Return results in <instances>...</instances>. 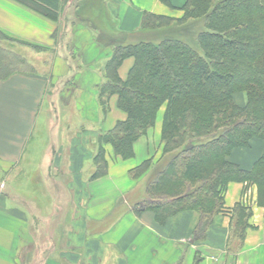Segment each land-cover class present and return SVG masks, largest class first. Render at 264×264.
Instances as JSON below:
<instances>
[{
	"label": "crops",
	"instance_id": "obj_1",
	"mask_svg": "<svg viewBox=\"0 0 264 264\" xmlns=\"http://www.w3.org/2000/svg\"><path fill=\"white\" fill-rule=\"evenodd\" d=\"M114 1L117 2L116 34L123 38L122 45L126 46L153 43L144 41V35L165 30H143V17L149 14L181 19L184 15L181 8L187 0H169V5L159 0ZM0 30L23 42L56 48L54 35L57 25L15 0H0ZM72 35L75 53L85 67L94 70L98 64L105 66L115 46L102 45L96 33L84 26L74 28ZM134 62L133 58L123 62L119 70L122 80L127 78ZM128 64L132 65L128 67ZM88 74L80 76L75 88L63 90L58 97L71 101L76 89L87 85L94 72L89 71ZM47 85L46 78L36 74H17L0 82L1 168L16 176L29 148L25 163L38 167L35 180L46 175L52 179V170L56 171L63 165L71 178L67 189L53 184L50 192L54 212L58 214L55 222L51 218V227H47L44 235L40 234L34 242L37 250L34 256L38 253L40 257L44 255L41 264H264V207L259 203L258 187L252 183H230L223 195V211L197 237L196 229L201 217L196 212H182L160 223L152 211H134L136 205L146 200L147 179L164 154L161 138L165 107L158 112L155 126L135 143L134 156L109 163L107 173L101 178L88 179L82 173L83 162L91 159L86 146L55 141L53 130L48 131L51 140L44 143L43 150L41 148V157L37 156V144H32L31 148L29 145L36 131ZM110 105V121L104 127L105 132L111 130L117 120L126 118L117 108L116 97L112 98ZM76 111L79 116H84L80 105L76 106ZM110 147L109 152L112 151ZM234 152L249 159L233 156ZM233 153L229 158L231 162L244 170H251L264 155V143L254 142L250 149H238ZM148 161H152L150 169L142 177L134 179L132 170ZM75 165H80L79 172H76L78 166L74 169ZM27 179L31 181L33 177ZM68 190L69 202L63 192L68 195ZM238 206L251 213L243 239L236 234ZM68 213L69 223L62 224ZM30 224L31 219L22 205L10 209L0 207V264H22V244ZM63 227L66 234L60 250L55 236ZM42 247L43 252L39 251Z\"/></svg>",
	"mask_w": 264,
	"mask_h": 264
},
{
	"label": "trees",
	"instance_id": "obj_2",
	"mask_svg": "<svg viewBox=\"0 0 264 264\" xmlns=\"http://www.w3.org/2000/svg\"><path fill=\"white\" fill-rule=\"evenodd\" d=\"M15 1L56 24L57 42L64 0ZM98 6L102 15L105 2L98 0ZM181 9L184 15L177 20L145 15L142 29L202 24L196 48L179 39L125 46L123 38L113 41L116 30H102L113 37L107 46L115 48L103 69L106 81L100 89V106L107 111L116 97L117 108L126 118L100 135V145L101 149L111 146L121 160L131 159L135 143L155 126L158 112L165 107L164 154L147 179L146 200L134 211H152L160 223L182 212H196L201 217L197 237L223 211V195L232 182L256 185L264 207V155L251 170L229 160L235 150L264 143V0H187ZM16 44L37 53L49 51L0 32V82L27 74L18 72L20 67L32 69ZM129 58L135 62L122 80L119 70ZM103 156L104 149L97 158L94 179L107 173ZM151 164L148 161L132 170V177H142ZM250 215L236 208L240 239Z\"/></svg>",
	"mask_w": 264,
	"mask_h": 264
},
{
	"label": "rangeland",
	"instance_id": "obj_3",
	"mask_svg": "<svg viewBox=\"0 0 264 264\" xmlns=\"http://www.w3.org/2000/svg\"><path fill=\"white\" fill-rule=\"evenodd\" d=\"M103 1L105 2L106 9L100 15L98 0H64L63 14L61 23L59 24V35L55 49L47 48L49 51L37 53L23 46L20 47L19 44L14 45L17 47V51L26 55L34 66H32V69L20 67L18 72L36 74L45 77L48 82L46 86L47 93L42 99L37 118L36 131L30 139L31 143L29 147L31 148L32 144H37L39 150L36 153L37 156L41 157V148L43 150L44 143L50 142L51 136L48 131L52 130L54 131L53 139L55 141L63 140L74 142L75 144H84L91 158L83 162L84 168L82 173L88 179H94V175L97 172V158L100 156L101 150L104 149V156L102 158L107 165L119 159L112 147H110L112 151L109 152V145L104 146L103 149H101L100 145V135L105 132L104 127L110 121L108 116L111 112L110 104L112 100L108 103L109 107L107 111L100 106V89L106 81L103 74L104 67L99 64L94 67V70L85 67L75 53L72 41V33L77 26H84L96 33L98 41L102 45L107 46L108 41L113 40L111 34L106 35L102 30H116L117 20L115 13L117 2L114 0ZM202 29V24L189 25L186 28L174 27L172 30H165L155 34L146 33L144 35L146 37L143 40L160 43L165 39H179L196 48L197 35ZM0 32L11 39L18 40L1 30ZM121 39L122 37L117 36L113 41L118 43ZM131 65L128 64L126 66L130 67ZM89 71L94 72V75L92 74L91 79L88 78L87 85H82L79 89H76L74 98L71 101L69 99L61 100L58 97V93H61L63 90L71 87L75 88L76 83H78L77 81H80V76L89 75ZM77 105L83 108L82 112H84V116H79V113L76 111ZM29 152L30 149L28 148L24 162H22L23 166L20 168L21 171L16 176L8 172L9 170H4L6 168H1L0 166V207L3 206L10 209L17 205L23 206V209L29 215V220L31 219V224L26 229L22 244V264H41V258L44 255L40 257V253H38V256H34L37 252L36 243L34 244V242L39 239L38 236L40 234L44 235L47 227H51V218L55 222V216L58 214L54 212L53 197L51 198L50 192L52 193L53 184L61 185L64 190L65 188L67 189L71 178L70 175L65 173L66 166L63 165L56 171L52 170V179H49L46 175L43 179L35 180L34 175L38 174L35 169L38 167L29 165L27 164L28 162L25 163V160H28ZM77 166L78 169H76ZM74 169H76V172H79L80 165H75ZM47 170L49 169L46 168ZM29 176L33 177V180L29 181L27 179ZM36 176L38 177L39 175ZM63 192L69 202L70 191L68 190V195L67 192ZM69 220L70 214L68 213L62 224L69 223ZM65 234L66 231L63 227L62 230H58L55 236V242L60 250L63 248L62 240ZM39 251L43 252V247Z\"/></svg>",
	"mask_w": 264,
	"mask_h": 264
},
{
	"label": "bare ground",
	"instance_id": "obj_4",
	"mask_svg": "<svg viewBox=\"0 0 264 264\" xmlns=\"http://www.w3.org/2000/svg\"><path fill=\"white\" fill-rule=\"evenodd\" d=\"M262 146H263V145H262ZM233 156H240L242 159H245V160H248V159H249L246 155H244V154H240V153H238V152H234V153H233Z\"/></svg>",
	"mask_w": 264,
	"mask_h": 264
}]
</instances>
